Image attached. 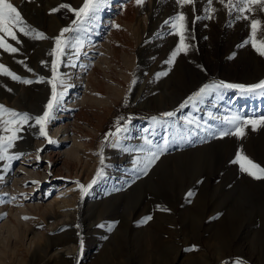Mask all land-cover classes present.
<instances>
[{"label":"rangeland","instance_id":"374dc122","mask_svg":"<svg viewBox=\"0 0 264 264\" xmlns=\"http://www.w3.org/2000/svg\"><path fill=\"white\" fill-rule=\"evenodd\" d=\"M11 2L28 25L49 38L31 39L17 31L22 43L10 38L8 42L19 51L10 54L0 49V64L35 81L37 78H30L33 71L28 69H38L39 57L47 58L54 47L52 38L75 19L67 9L51 14L50 10L61 4L79 8L83 0ZM207 7L216 12L206 13ZM180 10L188 16L194 39L186 42L193 47L173 64L166 61L179 37L170 34L173 30L164 23L177 12L173 0H145L143 6L136 0H107L98 19L80 33L84 47L78 54L69 49L70 54L73 52L71 60H65L76 63L75 73L80 72L79 67L86 76L94 72L91 98L70 106L72 94L65 90L62 106L47 125L56 143L37 135L44 145L39 159L25 155L13 161L10 168L0 162V174H4L0 225L10 219L17 229L11 236L0 229V264H231L236 257L247 264H264V179L249 176L233 162L242 149L264 167V128L252 131L249 126L243 138L218 135L220 129L228 127L222 122L225 116L264 115V96L222 90L205 98L198 111L191 106L185 108L169 126L151 121L153 116L176 109L204 84L223 81L252 85L264 80V57L251 45L238 47L250 36V28L248 21L235 17L253 14L233 11L229 15L219 0H213L211 6L207 0H196L194 10L191 6ZM205 15L213 18L193 19ZM254 15L264 21V13ZM89 45L94 46L95 53ZM92 53L93 57L106 58L107 64L98 67L87 62L84 58ZM65 66L59 71L64 73ZM44 67L39 66V70L50 78V69ZM162 72L168 74L157 77ZM45 84H23L0 74V104L32 116L41 115L45 110ZM19 90H23L18 96L20 102L16 96ZM48 94L50 98V91ZM120 117H124L121 125L127 131L118 137L106 136L115 132ZM185 118L198 119L201 127L187 125ZM58 127L69 134L68 139L52 136ZM35 130L38 126L25 125L23 139L16 147L27 146V138ZM144 137L158 145L169 141L166 153L147 174L142 173V165L134 163L138 156L143 159L147 154ZM74 139L84 143L82 157L88 158L87 165L64 154ZM102 149L104 165L99 154ZM102 167L104 173L97 178ZM26 168L40 177L45 170L51 175L39 185L37 177L25 178ZM80 184L92 186L82 194ZM189 191L195 193L191 198L187 197ZM63 196L70 198V210H74V217L66 223L62 222L67 219L64 210L57 205ZM18 208L28 210L23 216L27 219L20 223L13 216ZM149 215L152 219L144 223ZM66 246L71 247L70 252ZM192 246L198 250L185 251ZM61 249L66 256L49 260Z\"/></svg>","mask_w":264,"mask_h":264},{"label":"snow or ice","instance_id":"6c2138e0","mask_svg":"<svg viewBox=\"0 0 264 264\" xmlns=\"http://www.w3.org/2000/svg\"><path fill=\"white\" fill-rule=\"evenodd\" d=\"M138 6H143L145 0H136ZM173 3L177 6V12L175 15L171 16L168 20H165V25H170L173 30L170 34H175L179 37L178 44L170 53V59L166 61L167 64H173L180 54L187 55L190 49L193 47L190 42L186 40L194 39L191 35V30L188 28V16L187 14L180 10L184 6H191L194 10L196 0H173ZM213 0H207V4L211 6ZM219 3L224 5L228 10V14L231 15L233 11L237 13H252L253 15H237L236 19H244L248 21L250 28V36L247 40L243 41L241 45L251 47L261 56L264 57V21L255 18L254 13L261 12L264 13V0H219ZM107 0H83L82 5L79 8H74L69 4H61L57 8L50 10L51 13L58 12L61 8L67 9L72 12L75 19L72 24L68 27L61 29L60 33L52 38L54 40V47L48 53L53 59L48 61H41L43 66L50 68V78H46L43 75H38L35 81L30 79H25L12 72L5 65L0 64V74L10 77L12 80L23 83L32 84L36 83H46L50 85V98L46 103L45 110L41 115L32 116L29 113H21L15 109H10L7 106L0 104V162H6V167L10 168L13 161L20 160L23 156L27 155L24 152H16L13 149L19 140L23 139L21 135L24 130V126L27 125L29 128L33 126H38V137L45 138L49 143H56L48 132L47 125L51 120L55 118V112L62 106V100L65 95V90L69 87L66 82V75L59 71L62 65L70 62H66L65 57L68 56V50H73L78 54L85 45V41L80 35V33L86 31V25L91 23L94 19H98V13L106 6ZM206 13H215L216 9L212 7H207L204 9ZM212 15L194 16V20L201 19H212ZM119 27V25H117ZM17 31L22 33L24 36L31 39H48L45 33L40 32L37 29L32 28L24 20L21 12L16 6L11 2V0H0V49L10 54H15L19 49L8 42V38L17 43H22L17 36ZM187 33V35H186ZM68 34V35H66ZM19 63H24L19 61ZM32 72L34 70L28 69ZM167 72L158 73L159 76H166ZM236 89L239 91L241 96H253L260 95L264 96V80H261L252 85L243 84H232L223 81H213L212 83L204 84L194 93L189 95L178 107L172 111H165L159 116L151 117V121L155 125L159 126H169V122L173 118L177 117L178 113L182 112L185 108L191 106L193 109H198V105L203 102V100L209 97L213 93H220L222 90ZM11 91V89H8ZM211 113L209 116L211 117ZM124 117L118 118L116 121L115 132H109L106 134L108 137L119 136L120 134L127 131V128L121 125V121ZM34 122V123H32ZM222 122L228 127L219 130L218 135L220 137L233 135L237 138H243L245 136V129L250 126L252 131L264 128V115L257 118L244 117L239 113H233L229 116L222 118ZM184 123L189 126L195 125L198 129L201 127V123L198 119L185 118ZM206 123V122H205ZM144 143L147 145L146 155L141 159L139 156L136 158L134 163L136 165H142L141 171L143 174H147L150 168L160 159V157L166 153L168 149L169 141L164 140L162 145L155 144L153 140L144 137ZM113 146H117L114 143ZM42 151V150H38ZM134 151V150H133ZM144 152L145 149H140ZM101 155V165H104L105 161L103 158V149L99 153ZM39 159V156H37ZM239 165L242 172L248 174L255 179H264V167L260 164L255 163L247 155L243 153V150H239L233 161ZM104 173L103 167L96 173V177L99 178ZM96 180L92 181L94 184ZM79 183V182H76ZM92 185L85 186L80 184V191L82 194H86L88 189ZM195 195L194 192L189 191L187 197L191 198ZM14 199V198H13ZM162 211H169L166 208H161ZM27 219V217L25 218ZM152 219V216H147L144 218L143 222L147 223ZM105 227V225H100ZM80 248L83 249V241H80ZM198 250L196 246H192L185 251H196ZM222 264H228L227 261L222 262ZM231 264H247V262L241 258H233Z\"/></svg>","mask_w":264,"mask_h":264},{"label":"bare ground","instance_id":"6f19581e","mask_svg":"<svg viewBox=\"0 0 264 264\" xmlns=\"http://www.w3.org/2000/svg\"><path fill=\"white\" fill-rule=\"evenodd\" d=\"M151 1V0H150ZM133 30H134V32L136 31V27H133ZM89 49L92 51V52H94V46L93 45H89ZM73 53V52H72ZM71 53V54H72ZM95 53V52H94ZM70 53H69V55L66 57L67 59H69L70 58V56L72 57V55H71ZM47 58H45V59H42L41 60V57H39L40 59H38V61H39V66H41L42 64H41V61H48V62H50L51 61V56H49L48 54H47ZM100 56L101 55H98L97 56V58L96 57H93V53H92V55H90V56H88V57H86V58H84L85 60H87V62H92V63H94L95 65H97L98 67H104L106 64H107V62H108V60L106 59V58H100ZM104 59V60H103ZM69 60H71V59H69ZM66 61H68V60H66ZM69 62V61H68ZM74 62V61H73ZM70 63L71 65H76V63L74 62V63ZM37 66V65H36ZM39 66H38V69H34V71L30 74V78H37V76L38 75H43V76H45L44 74H42V72H41V70H39L40 68H39ZM43 66V65H42ZM74 66H68V63H66V66H65V68H64V74L66 75V82H69V83H67L68 85H69V87L66 89V92H69L70 93V95H71V99L68 101V103H70L69 105L71 106V105H77V104H80V103H85L86 102V100H88V99H90L91 98V95H90V91H91V89L93 88V83H94V81H95V79H96V77H95V74H94V72L92 73V72H90V74L88 75V76H86L84 73H83V71H82V67H79L78 69L80 70V72H78V73H75L74 72V70L77 68H75ZM46 67V66H45ZM45 67H44V69H45ZM49 67H47L46 69H48ZM50 69V68H49ZM46 77V76H45ZM47 78V77H46ZM97 82V81H96ZM45 87H46V91H47V93H45L44 95H43V97H44V103H45V106H46V103H47V101L49 100V94H48V92L50 91V85H48V84H45ZM73 88V89H72ZM72 89V90H71ZM93 90V89H92ZM21 94H23V90H19V92H17L16 93V96L18 97L19 95H21ZM69 95V96H70ZM41 97V96H40ZM17 100L19 101L20 100V97H18L17 98ZM20 102V101H19ZM61 116V115H60ZM63 130V129H62ZM61 130V127H58V128H56L55 129V131L52 133V136H59V138H66L69 134H67L66 132H65V130H63V133H59L60 131H62ZM37 130H35V131H33L32 132V134H31V137L30 138H27V139H29L28 140V145L27 146H22V147H16V152H23V151H25L26 153H27V156L28 157H32V158H37V156H39V153H40V151L38 152V150H41L42 149V147L44 146L43 145V141H38V138H36L37 137V135H38V131L36 132ZM59 133V134H58ZM70 137V136H69ZM26 139V140H27ZM34 139H36L35 140V142H33L34 141ZM67 139H68V137H67ZM83 145H84V143L83 142H81V141H79V140H77V139H74V142H73V144L70 146V147H68V148H66L65 150H64V154L65 155H68V156H71V158L73 159V161L74 160H76V161H78V162H80V163H85L84 165H87L88 164V158L86 157V158H84V157H82V153H83ZM85 155V154H84ZM27 157V158H28ZM40 157V156H39ZM27 158H25L26 160H27ZM49 163H51V162H49ZM68 165V164H67ZM21 167H24L25 168V166H24V164H22V166ZM20 167V168H21ZM22 171V170H21ZM24 171V170H23ZM24 173V176H25V178H28V177H32L33 179H35V177H37L36 178V181L35 182H37V184H39L40 183V181H46L47 179H48V177H49V175H51V171H49V170H45V172L42 174V177H40V174H38L37 172H35V171H33V172H31L30 171V169H28V168H26V170L23 172ZM37 175V176H36ZM3 180H4V174H0V183H1V181L3 182ZM15 181V180H14ZM24 181V180H23ZM17 182V181H16ZM33 182V181H32ZM41 184V183H40ZM39 184V185H40ZM19 185V184H18ZM38 185V186H39ZM2 186V185H1ZM18 187H20V188H22L23 189V185H20V186H18ZM6 188H9V187H6ZM25 189V188H24ZM9 190V189H8ZM67 189H65L64 191H66ZM61 191V190H60ZM64 191H61V193L62 192H64ZM76 196V195H75ZM83 196V195H82ZM83 198V197H82ZM73 199V198H72ZM75 199V198H74ZM70 198H67V197H62V201L61 202H58L57 203V205H58V208H59V206L61 207L62 206V208H63V210H64V213H65V216H66V218L67 219H65V217H64V220L62 221L63 223H66L67 221H68V218H72V217H74V210L72 211V210H70L71 208H70ZM81 202V201H80ZM79 202V203H80ZM70 204V205H69ZM72 206V205H71ZM25 210H27V208H21V209H17L14 213H13V216H14V218L16 219V221L17 222H22V221H24V213H25ZM28 211V210H27ZM69 219V220H70ZM25 223V222H24ZM16 226H15V224L13 223V222H11V220L10 219H6L1 225H0V229H1V231H6V234H8V235H10V234H12L11 232L12 231H14L16 228H15ZM17 230V229H16ZM19 230V229H18ZM14 233V232H13ZM17 234V233H16ZM8 235H6V237H5V239H7V236ZM11 236V235H10ZM34 244H33V242L31 241L30 242V248H32V246H33ZM29 248V247H28ZM69 249H71V247L70 246H66V248H65V250L67 251V252H70V251H68ZM62 256H66V253L64 252V250L63 249H61V250H58V251H56L55 253H53L52 254V256H50L49 258V260H51L52 258H59V257H62Z\"/></svg>","mask_w":264,"mask_h":264}]
</instances>
